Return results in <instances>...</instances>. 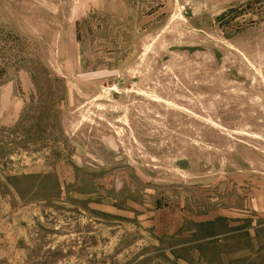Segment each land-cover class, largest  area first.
<instances>
[{"label": "rangeland", "instance_id": "374dc122", "mask_svg": "<svg viewBox=\"0 0 264 264\" xmlns=\"http://www.w3.org/2000/svg\"><path fill=\"white\" fill-rule=\"evenodd\" d=\"M259 208L264 0H0V264H264Z\"/></svg>", "mask_w": 264, "mask_h": 264}, {"label": "crops", "instance_id": "0c3cea01", "mask_svg": "<svg viewBox=\"0 0 264 264\" xmlns=\"http://www.w3.org/2000/svg\"><path fill=\"white\" fill-rule=\"evenodd\" d=\"M258 212L261 214L262 217H264V208H259ZM258 227H260V226H258Z\"/></svg>", "mask_w": 264, "mask_h": 264}]
</instances>
